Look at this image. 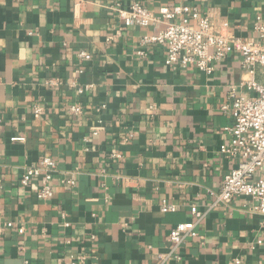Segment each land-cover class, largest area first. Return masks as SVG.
Returning <instances> with one entry per match:
<instances>
[{"label": "crops", "instance_id": "0c3cea01", "mask_svg": "<svg viewBox=\"0 0 264 264\" xmlns=\"http://www.w3.org/2000/svg\"><path fill=\"white\" fill-rule=\"evenodd\" d=\"M132 1L155 14L196 6L245 39H259V16L264 23V0H0V223L13 224L0 264H156L171 228L196 220L193 205L205 213L197 234L166 264H264V215L252 198L214 205L238 163L220 151L233 123L221 107L249 77L241 54L230 52L212 73L167 65L164 45L140 44L166 20L126 27L112 8ZM81 50L91 59L80 60ZM256 78L264 82L261 69ZM74 83L94 87L79 93ZM75 104L82 114L70 111ZM44 156L57 162L48 199L40 178L21 183ZM164 201L177 210L163 212Z\"/></svg>", "mask_w": 264, "mask_h": 264}, {"label": "built area", "instance_id": "2783aa9c", "mask_svg": "<svg viewBox=\"0 0 264 264\" xmlns=\"http://www.w3.org/2000/svg\"><path fill=\"white\" fill-rule=\"evenodd\" d=\"M123 26H149L157 25L166 20V26L141 39V46L162 44L166 48L165 63L182 67H196L207 73L215 70V63L223 59L230 52H238L242 56V69L249 76L243 79L239 85L230 87L228 101L221 109L231 114L233 123L227 127L231 134L230 142L221 146L223 154H229L238 159L237 165L224 176L222 187L215 193L214 205L230 202L233 197L246 195L253 200V210L264 215V82L256 78L257 69L264 74V23L258 17L255 26L259 33V39H245L237 36L229 30L228 22L224 21L217 27L212 18L201 14L196 6L188 4H176L172 7L162 6L158 14L153 13L138 1H132L129 5L117 2L112 6ZM119 33V32H118ZM138 54L145 55L143 49ZM80 60H90L91 54L86 50L78 53ZM78 73H83L79 68ZM56 81H51L54 84ZM79 93L91 90L93 83L83 85L74 83ZM238 87L246 89L248 93H238ZM104 107V106H102ZM43 108L35 106V112L41 114ZM73 114L80 115L84 108L75 104L70 107ZM103 128L99 120L94 134ZM24 136H14L12 141H24ZM121 154L113 152L110 158H119ZM57 170V162L51 156H44L37 164L27 167L21 177V183L28 186L32 179L40 178L41 186L39 196L44 199L54 195L52 186L53 175ZM77 172L67 175L62 182L67 186L76 184ZM0 186H2L0 181ZM163 212L177 210L175 204L164 201L161 204ZM192 214L195 221L180 222L173 226L169 232L171 244L167 252L157 254L156 264H166L172 257L180 259L177 250L185 241L197 234L196 225L205 216L204 212L193 205ZM12 222L0 223V240L7 227ZM264 245L262 239L257 242ZM23 264H32L29 259H24Z\"/></svg>", "mask_w": 264, "mask_h": 264}]
</instances>
